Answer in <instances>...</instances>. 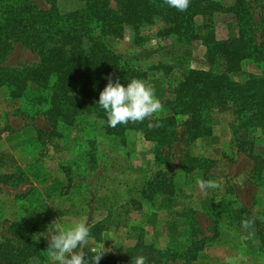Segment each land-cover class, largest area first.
I'll list each match as a JSON object with an SVG mask.
<instances>
[{
	"label": "rangeland",
	"instance_id": "1",
	"mask_svg": "<svg viewBox=\"0 0 264 264\" xmlns=\"http://www.w3.org/2000/svg\"><path fill=\"white\" fill-rule=\"evenodd\" d=\"M30 1L39 10L48 9L45 0ZM218 1L228 7L236 0ZM110 6L114 7L112 1ZM248 7L253 21L263 27V34L264 0H248ZM195 20L201 35V20ZM213 24L217 40L236 35L234 20L225 11L215 15ZM148 33L144 35L151 38L154 31ZM129 39L127 35L112 40L109 47L131 60L133 68L145 72L144 80L162 98L169 78L154 67L175 52L159 50L155 39L142 48L132 46ZM192 48L191 57L181 64L183 69L207 70L202 43L196 41ZM38 62L37 55L15 44L3 65L17 68ZM260 69L255 59H244L232 80L244 82L260 76ZM6 96L7 90L0 88V151L10 152L16 165L7 177L0 170V241L9 236L12 223L30 220L37 227L31 240L43 256L42 263L50 264L47 249L57 227L85 221L91 225V236L84 251L88 258L93 255L91 248L94 253L104 251L99 264H117L110 257H123L138 237L175 253L167 264H189L187 253L200 242L203 247L191 264H264V228L246 229L239 216L240 210L248 214L264 210V170L252 178L253 162L244 151L231 146L224 114H214L209 138L187 146L184 128L179 126V139L169 152L164 151L169 153L168 161L162 164L155 161L154 145L139 134L107 136L97 113L78 117L67 128L49 123L42 113L35 114L28 102L22 111L5 108L2 101ZM247 139L256 142L257 152L264 158V129L248 132ZM186 151L201 161L214 162L206 177L203 170L185 173L177 169ZM159 174L170 177L177 191L171 202L175 213L162 208L157 196L148 199L147 186ZM198 180L217 181L221 186L201 189ZM175 232L188 237L184 242H174Z\"/></svg>",
	"mask_w": 264,
	"mask_h": 264
},
{
	"label": "trees",
	"instance_id": "2",
	"mask_svg": "<svg viewBox=\"0 0 264 264\" xmlns=\"http://www.w3.org/2000/svg\"><path fill=\"white\" fill-rule=\"evenodd\" d=\"M45 3L48 9L39 10L30 0H0V88L7 90L2 101L5 108L22 111L28 102L35 114L42 113L49 123L67 128L78 117L97 113L107 136L139 134L154 145L155 161L162 164L168 161L169 153L165 155L164 151L169 152L179 139V126L184 128L183 142L187 146L209 138L214 114H224L231 146L247 154L253 162L252 178L259 177L264 170V158L257 152L256 142L247 139V133L264 129V33H260L263 27L252 19L248 0H236L228 7L218 0H190L186 11L168 6L164 0H45ZM223 11L232 17L237 32L233 38L217 40L214 17ZM196 18L202 23L201 35L197 32ZM150 30L154 31L151 38L144 35H149ZM127 35L137 48L155 39L159 50L170 48L175 52L154 67L169 78L160 98L165 114L161 111L150 118L153 123H162V127L149 129V119L109 127L107 114L98 104L100 92L108 83L107 76L119 78L125 86L134 78L145 79V72L133 68L131 60L109 47L110 41L122 40ZM196 41L205 49L207 70L181 66L191 57ZM15 44L37 55L39 62L5 67L3 64ZM247 58L256 60L260 76L235 82L232 76L240 72L242 61ZM213 164L186 151L177 169L185 173L203 170L206 177ZM15 165L10 152H0L4 177L13 173ZM146 194L150 200L157 196L162 208L175 213L171 202L177 191L167 175H157L148 184ZM239 214L241 221L248 218L254 220V227L264 228V210L255 214L240 210ZM36 231L30 220L12 223L9 236L0 241V264H43V256L31 240ZM187 237L175 232L172 241L181 243ZM199 245L187 253L189 264L196 260L203 242ZM139 255L146 258V264H167L176 256L138 237L123 257L110 259L117 264H132Z\"/></svg>",
	"mask_w": 264,
	"mask_h": 264
},
{
	"label": "clouds",
	"instance_id": "3",
	"mask_svg": "<svg viewBox=\"0 0 264 264\" xmlns=\"http://www.w3.org/2000/svg\"><path fill=\"white\" fill-rule=\"evenodd\" d=\"M164 3L179 11H186L190 0H164ZM108 83L100 92L99 106L107 114L108 126L115 128L119 124L127 125L129 122L142 123L149 119L148 128L162 127L160 122H151L150 118L161 112L162 102L156 95L154 87L146 80L134 78L127 86L119 78L113 80L112 75L106 77ZM201 189L219 188L217 181L198 180ZM254 220L245 218L242 226L246 229L254 227ZM91 225L79 221L67 228L57 227L55 234L49 239L48 255L50 264H99L104 251L93 252L88 258L84 251L90 244ZM132 264H146V258L139 255L133 258Z\"/></svg>",
	"mask_w": 264,
	"mask_h": 264
},
{
	"label": "crops",
	"instance_id": "4",
	"mask_svg": "<svg viewBox=\"0 0 264 264\" xmlns=\"http://www.w3.org/2000/svg\"><path fill=\"white\" fill-rule=\"evenodd\" d=\"M2 151H4V150H1L0 152H2ZM12 155V154H11Z\"/></svg>",
	"mask_w": 264,
	"mask_h": 264
}]
</instances>
